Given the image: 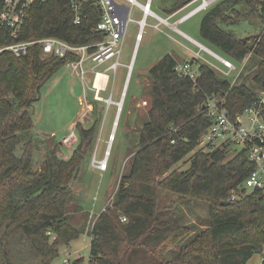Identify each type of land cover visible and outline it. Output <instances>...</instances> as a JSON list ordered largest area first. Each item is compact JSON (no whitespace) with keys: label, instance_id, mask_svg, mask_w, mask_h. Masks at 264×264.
<instances>
[{"label":"trees","instance_id":"1","mask_svg":"<svg viewBox=\"0 0 264 264\" xmlns=\"http://www.w3.org/2000/svg\"><path fill=\"white\" fill-rule=\"evenodd\" d=\"M191 1L175 0L169 15ZM242 2L264 23L255 0H222L205 13L200 26L205 42L242 66L240 80H225L197 62L199 77L194 83L176 70L178 61L171 54L150 69L147 112L129 143L130 167L113 203L87 232L90 264H248L263 252L264 193L243 190L238 199L230 200L254 168L247 153L230 157L232 149L227 146L207 152L199 148L200 137L211 124L204 109L209 100L224 99L234 115L264 90V31L238 38L221 27L231 18L229 11L235 13ZM85 14L87 18L76 26L69 0L35 4L20 40L53 36L74 45L98 43L103 35L94 29L101 13L94 0L86 3ZM13 42L0 26V47ZM72 59L75 56L46 57L39 46L20 57L0 53V264H54L60 248L86 232V225L79 226L75 217L84 211L73 204L71 182L95 147L102 102L92 101L91 126L76 124L79 142L68 160L63 143L55 137L40 141L31 134L41 89ZM37 144L47 149L41 169H34ZM188 156L190 167L179 169ZM160 190L209 206V228L179 244L171 257L163 247L194 230L158 217Z\"/></svg>","mask_w":264,"mask_h":264},{"label":"rangeland","instance_id":"2","mask_svg":"<svg viewBox=\"0 0 264 264\" xmlns=\"http://www.w3.org/2000/svg\"><path fill=\"white\" fill-rule=\"evenodd\" d=\"M139 1L145 3V0ZM174 1L154 0L152 9L161 17L169 18L170 23L174 24L197 5L195 4L179 15L170 18L171 15L168 12L172 9ZM235 10H237L235 13L229 11L231 18L227 19V23L221 24L224 30L238 38L253 37L263 31L264 23L259 15L250 12L246 4L240 3ZM204 15L205 13L198 14L188 21L178 24L177 27L180 31L223 57L217 49L201 37L200 26ZM142 17L140 9L134 7L132 21L128 25L126 38L119 56L120 66L116 74L113 71H106L116 59L96 67L95 63L90 61L85 64L87 71L85 80L89 85H91L97 71L106 72L110 77V82L100 94L102 103H99L98 106L102 109V118H100L101 121L99 119L95 147L90 156L82 161L75 178L71 182L73 204L78 205L84 211V213L75 214V217L80 222L79 226L86 225V232L79 239L72 241L69 246L61 247L59 257L54 261V264H64L65 259H70L71 264L75 262L90 264L91 238L87 231L91 223L95 221V218H91L90 214H100L106 205L108 208L113 203L122 175L130 167L132 154L128 150L129 143L131 136L137 134L141 128L142 118L147 112V105H144L143 102L149 99L145 93V87L149 84L150 69L165 55L171 54L179 62L194 61L193 70L196 73L199 71L197 62H201L209 65L221 78L229 81L234 80L235 73L229 76L225 75L228 69L206 52H201L200 57H198L196 54L200 52V49L179 32L165 25H160L161 31L155 28L158 21L153 18L147 19V26L142 31V38L137 41V35L140 32L139 21ZM232 22L234 23L231 24ZM234 64L239 68L242 67L237 63ZM85 99H87L86 102ZM94 99L93 91L84 90L80 73L66 67L62 68L43 86L41 98L33 107L32 136L37 137L40 141L51 136L55 137L58 142L63 143L62 151L71 157L79 141L71 139L65 144L62 139L69 136L72 129H76L78 134L75 125L81 120H84L85 127L91 126L94 120L93 109L88 108V103L92 104ZM109 99L112 102L108 107L106 101ZM119 102H122L123 105L117 118L119 108L117 104ZM22 146L23 144L16 150L17 155H20ZM240 150L233 148L230 157H233ZM46 152V145L37 144L34 153V169H41L46 158ZM106 158H108V168L106 171H100L95 167L96 161H103ZM190 158L188 156L178 164V168L181 170L188 169ZM159 207L158 217L160 219L190 226L194 230L189 236L168 242L163 247L166 249L165 255L169 257L174 255L179 244H186L197 233L209 228V206L206 202L184 200L178 194L168 190H160ZM261 260L262 254H256L248 264H260Z\"/></svg>","mask_w":264,"mask_h":264},{"label":"built area","instance_id":"3","mask_svg":"<svg viewBox=\"0 0 264 264\" xmlns=\"http://www.w3.org/2000/svg\"><path fill=\"white\" fill-rule=\"evenodd\" d=\"M48 1L49 0H2L0 26L7 31L9 37L14 42L1 46L0 53L11 52L15 56L20 57L26 55L31 47L39 46L42 48V54L46 57L63 59L69 56H75V59L70 60L65 67L72 69L76 73H80L84 83V90L87 91L88 89L93 91L95 95L94 100L101 102L102 98L100 94L106 89L108 82L102 83L101 86L98 87L97 78L100 73L105 75H107V73L95 72L92 83L89 85L85 80V75L87 73L85 64L90 61L95 63L96 67L116 59V61L106 69L107 72L113 71L116 74L120 66L119 56L121 55L123 43L126 38L128 25L132 21L134 7L139 8L143 15L142 19L139 21L140 32L137 35L138 41L142 38V31L147 26L146 21L148 18H153L158 21L155 28L159 31H161L160 25H165L181 34V31L177 27L178 24H182L198 14L208 12L222 0H192L170 16V18H172L179 15L186 9L197 4L174 24L170 23L169 18L165 19L153 11L152 7L154 0H145L144 4L139 0H94L95 5L99 8L101 13V19L94 29L96 33L103 35V39L98 43L74 45L53 36L27 41L20 40L31 7L35 4H42ZM89 1L90 0H69V7L73 13L74 25H81L87 18L85 14V5ZM255 1L258 3L259 10L264 13V0ZM192 41L200 49V52L196 54L198 57H200L201 52H206L228 69L225 75L229 76L235 73L234 83L237 82L242 68H239L227 58L218 55L202 43L194 40ZM176 70L194 83H196L199 77V72H194L193 65L188 61H178ZM107 77V79L110 80L109 75H107ZM86 100L87 99H85V102ZM110 102H112L110 99L106 101L108 107L111 104ZM143 103L147 105V101ZM226 105L227 103L224 99H211L207 106L204 107L211 124L208 129L202 133L199 140V148L206 152L226 146L229 149L238 148L241 149L240 152L245 151L248 155V159L253 163L254 168L252 172L245 180L243 186L239 188L238 191L233 192L230 200L238 199L243 190H258L264 193V90H259L252 104L240 113L231 114ZM88 108L93 109L91 103H88ZM81 122L84 123V120H81ZM71 139L79 141L76 129H72L71 134L64 138L63 141L66 144V142ZM64 155L65 160L70 158L65 153ZM96 162L95 167L100 171L107 170L108 158ZM106 209L107 205L100 214H90L91 218H95V221L91 223L87 232L91 231L100 215L105 212ZM122 221L126 222L127 219L122 218ZM261 254L262 260L260 264H262L264 260V249ZM64 264H71L70 259H65Z\"/></svg>","mask_w":264,"mask_h":264},{"label":"bare ground","instance_id":"4","mask_svg":"<svg viewBox=\"0 0 264 264\" xmlns=\"http://www.w3.org/2000/svg\"><path fill=\"white\" fill-rule=\"evenodd\" d=\"M107 75H105V74H103V73H100L99 75H98V78H97V86L99 87V86H101V84L102 83H106V81H107ZM118 105V104H117ZM123 104H121V105H118V106H122ZM120 115V114H119ZM114 136V135H113Z\"/></svg>","mask_w":264,"mask_h":264},{"label":"crops","instance_id":"5","mask_svg":"<svg viewBox=\"0 0 264 264\" xmlns=\"http://www.w3.org/2000/svg\"><path fill=\"white\" fill-rule=\"evenodd\" d=\"M181 34H182V36H184V38H185V39L189 40V41H190V42H192V43H193V41H192V40H194V41H197V40H195V39L191 38L190 36H188L187 34H185V33H184V32H182V31H181ZM198 42H199V41H198ZM200 43H201V42H200ZM186 48H188V47H186ZM188 49H190V48H188ZM173 56H174V55H173ZM174 57H175V56H174ZM177 61H178V60H177ZM106 82H108V83H107V86H108V84H109L110 80H108V79H107V81H106ZM106 88H107V87H106ZM51 137H52V136H51ZM66 137H67V136H66ZM66 137H64V138H66ZM64 138H63V139H64ZM63 139H62V140H63Z\"/></svg>","mask_w":264,"mask_h":264},{"label":"water","instance_id":"6","mask_svg":"<svg viewBox=\"0 0 264 264\" xmlns=\"http://www.w3.org/2000/svg\"><path fill=\"white\" fill-rule=\"evenodd\" d=\"M122 104V102H119L118 103V105H121ZM120 111H121V107L119 106V108H118V115H117V118H118V116H119V114H120ZM112 143V142H111ZM111 145V144H110ZM110 147V146H109Z\"/></svg>","mask_w":264,"mask_h":264}]
</instances>
